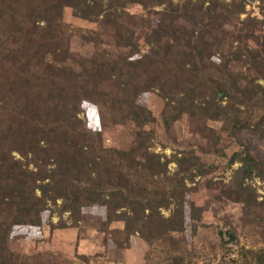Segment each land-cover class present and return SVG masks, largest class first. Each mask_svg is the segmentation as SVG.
I'll use <instances>...</instances> for the list:
<instances>
[{"label": "trees", "instance_id": "trees-1", "mask_svg": "<svg viewBox=\"0 0 264 264\" xmlns=\"http://www.w3.org/2000/svg\"><path fill=\"white\" fill-rule=\"evenodd\" d=\"M231 3L0 0V264H51L14 250L15 230L41 228L44 211L67 213L79 226L92 207L104 209V242L121 246L138 235L148 246L145 264H196L202 251L187 231L203 222L199 206L186 209L187 183L213 173L230 172L221 195L242 203L247 225L264 233V156L240 135L264 140V21L237 20L238 41H226L217 17L244 12L242 0ZM133 4L142 12H131ZM67 9L95 27L67 24ZM144 93L162 101L168 140L158 144L176 151L170 158L153 149L158 119L138 101ZM87 104L101 127L132 123L130 145L105 144L102 130L88 126ZM184 118L206 147L178 149L175 125ZM256 178L262 194L251 185ZM48 223L65 227L64 219ZM219 233L235 241L231 231ZM240 254L241 264H264V245Z\"/></svg>", "mask_w": 264, "mask_h": 264}, {"label": "rangeland", "instance_id": "rangeland-1", "mask_svg": "<svg viewBox=\"0 0 264 264\" xmlns=\"http://www.w3.org/2000/svg\"><path fill=\"white\" fill-rule=\"evenodd\" d=\"M231 1L224 0L228 3L227 9L229 10L234 5ZM242 1L244 3L243 13L238 15L228 12L223 18L220 15L217 17V24L221 23L220 25H222L220 28L217 27V30L228 42H232L230 40L235 39L233 37L239 36L237 27H234L237 20L240 21L245 17H249L264 21L259 0ZM130 11L138 13L142 12V8L139 4H133ZM65 20L67 24L73 27H95V23L73 17L68 9L66 10ZM261 26L264 29V23ZM237 41L238 39H235L234 43ZM225 46H227V43ZM73 48L75 50L78 48L79 51L83 50L77 47L76 44L73 45ZM138 101L151 108L158 119L154 124L157 131V141L153 149L156 152L162 151L170 158L172 153L176 151L169 146L161 150V146L158 144V141L167 142L168 140L165 138L159 122L162 101L154 93L141 94ZM84 115L89 127L102 130L105 144L124 148L128 147L133 140L134 126L132 123L127 122L124 125L114 127H101L96 108L92 104L84 105ZM185 118L175 125L176 135L180 143V145H177L178 149L194 143L206 147V140L201 139L189 130ZM212 125L216 128L219 126L217 123H212ZM240 135L250 146V150L256 157L264 156L263 139L249 132H243ZM202 159L209 161L212 160V156L203 155ZM168 167L173 170L175 163L170 162ZM229 173L227 172L225 177L218 173L196 176L193 182L187 183L186 209L190 204L199 206L203 222L194 235L190 234L189 229L187 231L189 243L197 247L200 252L202 251V257L196 264H241L240 251L244 247L259 248L264 245V233L260 234L254 226L247 225L246 219H243L242 203L233 201L220 193L221 188L229 182ZM251 185L256 188L258 194L263 193V184L259 179L256 178L251 181ZM67 216V213L60 216L57 211L52 214L49 211H44L42 213L43 225L41 228L25 227L15 230L12 241L14 250L26 257L41 255V258L46 259L51 264H145L148 246L140 236H131L128 244L124 243L121 246L115 245L110 240L105 242L102 240L103 233L98 232V226L104 218V209L99 207L86 208L79 226L72 225ZM60 219H64L65 227H51L48 223L50 221L52 224H58ZM121 225L122 223L116 222L111 227ZM220 231H231L234 234L235 241L230 242L228 236H225L224 240L220 239ZM221 243L223 247H220ZM153 262H155L154 259L149 263Z\"/></svg>", "mask_w": 264, "mask_h": 264}]
</instances>
